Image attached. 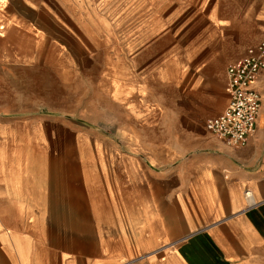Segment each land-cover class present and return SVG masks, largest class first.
Segmentation results:
<instances>
[{"label": "crops", "instance_id": "obj_1", "mask_svg": "<svg viewBox=\"0 0 264 264\" xmlns=\"http://www.w3.org/2000/svg\"><path fill=\"white\" fill-rule=\"evenodd\" d=\"M231 1L0 0V264H264V70L246 146L205 126L264 37ZM221 34L252 43L218 77Z\"/></svg>", "mask_w": 264, "mask_h": 264}, {"label": "built area", "instance_id": "obj_2", "mask_svg": "<svg viewBox=\"0 0 264 264\" xmlns=\"http://www.w3.org/2000/svg\"><path fill=\"white\" fill-rule=\"evenodd\" d=\"M263 70L264 39L227 67L228 104L221 113L210 117L205 126L232 147L246 146L255 133L262 98L253 83ZM247 195L250 197V192Z\"/></svg>", "mask_w": 264, "mask_h": 264}, {"label": "rangeland", "instance_id": "obj_3", "mask_svg": "<svg viewBox=\"0 0 264 264\" xmlns=\"http://www.w3.org/2000/svg\"><path fill=\"white\" fill-rule=\"evenodd\" d=\"M263 0H232L230 3L226 5V14L230 16L231 18L236 17H244L246 14H249L250 16H253L256 14L261 7ZM118 18H116L117 27L119 29V42H123L125 39H121L120 34H126L124 31H121L122 27H125L127 24V20L125 19V9H121V5L119 3L118 5ZM264 6V5H262ZM193 8H189L188 10H182L179 12V9L176 11H172V14L169 16H172L174 18L171 19V25L170 30L173 31L176 30L177 32L182 33L183 38L180 42L181 48H182V55L185 57H189L190 61L189 63H193L194 55L189 51V47L191 46L187 41L195 34V31H192L188 33V29H190V23L192 21V17L194 15ZM187 33L186 35H184ZM123 35V37H124ZM216 37L215 35L213 36ZM246 38H249L248 35L245 36H239V35H224L221 34V37L218 38L220 41L219 43L215 44L213 46V50L211 53V57L214 60V66L210 69L217 75L218 77H221L224 73L226 66L231 61L237 59L238 57L243 54V52L246 49V46L250 45L252 42L247 41L243 43ZM217 39V37H216ZM264 39V37L262 38ZM243 43V44H241ZM245 46V47H244ZM244 47V48H243ZM183 57V58H184ZM202 56H199L198 58H201ZM212 64V63H211ZM104 68V67H103ZM76 93V92H75ZM215 106V104H214ZM214 106H212L214 108ZM215 115V113H211L210 116ZM209 117V116H208ZM206 124V122H205Z\"/></svg>", "mask_w": 264, "mask_h": 264}]
</instances>
